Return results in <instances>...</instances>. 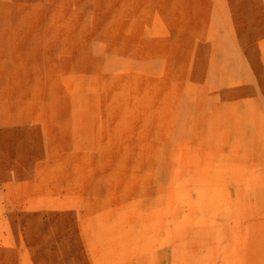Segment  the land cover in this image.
Returning a JSON list of instances; mask_svg holds the SVG:
<instances>
[{"label":"rangeland","instance_id":"374dc122","mask_svg":"<svg viewBox=\"0 0 264 264\" xmlns=\"http://www.w3.org/2000/svg\"><path fill=\"white\" fill-rule=\"evenodd\" d=\"M0 264H264V0H0Z\"/></svg>","mask_w":264,"mask_h":264}]
</instances>
